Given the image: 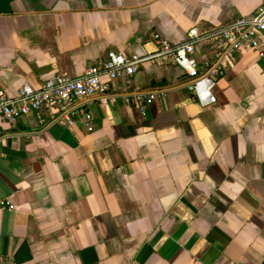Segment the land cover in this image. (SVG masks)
<instances>
[{"label":"crops","instance_id":"1","mask_svg":"<svg viewBox=\"0 0 264 264\" xmlns=\"http://www.w3.org/2000/svg\"><path fill=\"white\" fill-rule=\"evenodd\" d=\"M262 0H0V88L78 77L108 52L155 51L258 12ZM213 47L195 46L207 61ZM172 60L146 62L69 126L30 113L0 133V264H264V35L214 104ZM132 90H164L144 109Z\"/></svg>","mask_w":264,"mask_h":264},{"label":"built area","instance_id":"2","mask_svg":"<svg viewBox=\"0 0 264 264\" xmlns=\"http://www.w3.org/2000/svg\"><path fill=\"white\" fill-rule=\"evenodd\" d=\"M263 35L264 0L255 15L202 33L192 29L187 40L179 45H171L155 34L152 42L156 49L151 53L125 56L110 51L103 62L88 66L78 77L57 74L42 82L38 89L23 85L14 95L0 88V133L4 127L15 126L22 117L40 112L64 126L81 120L91 131L92 118L85 110L87 102L107 92L111 82L121 75L133 76L146 62L164 64L171 59L186 77L188 90L195 95L197 88L203 86L208 103L214 104L213 89L226 66L236 54L257 49ZM204 41L210 43L213 50L210 58L200 63L195 57V46ZM163 95L164 90H132L122 96V101L142 110ZM4 209L13 210L14 206L8 200L0 199V212Z\"/></svg>","mask_w":264,"mask_h":264}]
</instances>
